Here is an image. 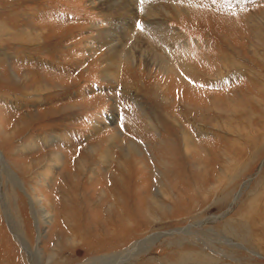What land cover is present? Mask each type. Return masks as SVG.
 Wrapping results in <instances>:
<instances>
[{"label":"rangeland","instance_id":"rangeland-1","mask_svg":"<svg viewBox=\"0 0 264 264\" xmlns=\"http://www.w3.org/2000/svg\"><path fill=\"white\" fill-rule=\"evenodd\" d=\"M0 151V264H264V0H0Z\"/></svg>","mask_w":264,"mask_h":264},{"label":"bare ground","instance_id":"bare-ground-1","mask_svg":"<svg viewBox=\"0 0 264 264\" xmlns=\"http://www.w3.org/2000/svg\"><path fill=\"white\" fill-rule=\"evenodd\" d=\"M131 1H133V0H131ZM144 1H146V0H144ZM133 3V6H134V2H132ZM146 3V2H145ZM130 6L132 7L131 9H133V6H132V4L130 3ZM176 6V5H175ZM144 7H145V4H144ZM130 9V11L132 12V14H133V18L135 19V21L139 18V13H140V11H139V9L137 8V9H134V11H132ZM120 11V10H119ZM139 13H138V12ZM127 12H129V11H127ZM145 12H148V14H147V16L148 15H150V16H154L155 14H152V13H150V11H147L146 10V8H145ZM172 12H176V13H178V9H176L174 6H173V8H172V10H171V12H168V15H170ZM117 13V12H116ZM124 14V13H123ZM146 14V13H145ZM182 14V13H181ZM121 15V14H120ZM117 16H119V13H117ZM141 16V15H140ZM171 16V15H170ZM173 17V16H172ZM177 18H178V16H177ZM135 21H134V23H135ZM147 23L149 24L150 23V21L149 20H147ZM167 23L168 22H166V25H167ZM134 25H136V24H134ZM167 30H168V32L171 34L172 33V31L174 30L173 28H171V27H169L168 25H167ZM171 30V31H170ZM106 33V32H105ZM104 33V31L103 30H100L99 31V36L97 37L99 40V42L100 43H102V44H104L105 43V45L108 47V43H106L105 42V40L103 41L102 39H100V38H102L103 37V35L105 34ZM172 35H175V37H176V35L177 34H174V31H173V33H172ZM109 48V47H108ZM127 50V49H126ZM113 51V50H112ZM120 51V50H119ZM166 51V50H165ZM171 52V51H170ZM169 53V52H168ZM125 54L129 57V58H131L133 61L134 60H138V58L135 56V55H132V54H129L128 53V51L127 52H125ZM118 56V55H117ZM114 57H115V59H117V57H116V55H114ZM111 60V61H110ZM109 61H110V64H112V65H114V67L112 68V70L113 71H115V70H117V68H118V66H119V61H120V58H118V60H115L114 62H113V56H112V58L110 59ZM168 61V60H167ZM167 64H169V62L167 63ZM129 68V67H128ZM110 77V79H112V80H115V77H114V75H112V76H109ZM0 156L2 157V155H1V151H0ZM1 187V186H0ZM0 196H1V204H2V208L4 209L3 211H4V213H5V215L7 214V212H6V209H5V206H4V203L2 202V197H3V192H1V190H0ZM235 203V202H234ZM234 203H232V205H234ZM231 208H232V206H231ZM231 208H229L223 215L221 214L220 215V217L219 218H221V217H223L224 215H226L229 211H230V209ZM6 217H7V222H9L10 223V226H11V228H12V230H13V233H14V235H15V238H16V240L23 246L24 244H23V242H22V240H20L19 239V237L17 236V234L15 233V231H14V229H13V227H12V221L10 222V217L8 216V214L6 215ZM9 225V224H8ZM185 228H176V229H174V230H169L170 232H166V231H164V232H166L167 234H165V235H163L164 233L163 232H159V233H154V234H151V235H149L148 237H146L145 239H143V240H139V241H137L131 248H129V249H127V250H130L128 253H126L124 256H123V258L122 259H124V257L127 255V254H135V252H136V250H137V248H138V245L141 243V244H145V243H148V242H151L153 239H155V240H157V239H159V237H161L162 238V235L163 236H166V235H169V234H173V233H175L176 231H181V230H184ZM41 239H40V236L38 235V241H40ZM27 242V241H26ZM25 246H27V247H29V245H28V242L25 244ZM24 249L27 251V252H29L28 251V249L27 248H25L24 247ZM126 250V251H127ZM121 253H123V252H120V253H115V254H110V255H108V257H111V258H114V263H117V264H119L120 262H121V260L122 259H116V258H119V254H121ZM102 258L103 257H101V258H98V260H102ZM106 257H104L103 259H105ZM111 264V263H110Z\"/></svg>","mask_w":264,"mask_h":264}]
</instances>
